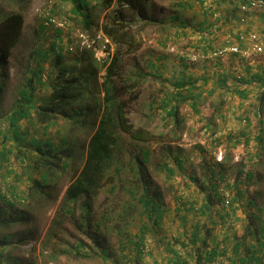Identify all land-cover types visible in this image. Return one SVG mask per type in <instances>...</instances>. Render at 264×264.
Segmentation results:
<instances>
[{
    "label": "rangeland",
    "instance_id": "obj_1",
    "mask_svg": "<svg viewBox=\"0 0 264 264\" xmlns=\"http://www.w3.org/2000/svg\"><path fill=\"white\" fill-rule=\"evenodd\" d=\"M114 1L107 9L96 1L91 2L88 10L90 28L86 30L83 17L72 11L70 0H0V22L10 13L18 12L24 16L21 36L11 50L4 76L0 77V132L8 131L4 115L13 108L16 100L20 101L19 92L28 85V79L32 81L33 102L36 105H43L52 99L54 89L74 76L80 82L82 75L88 76L97 71V78L102 82L105 68L116 55L118 47L101 31L103 25L119 15ZM167 10L170 9L167 7ZM162 11L164 8L146 7L150 23L142 26L141 22H135L124 30L135 38L138 47L135 52L125 54L123 51L118 55L115 70L123 78L120 85L127 88L126 93L120 96L125 105L127 123L133 127V132L144 129L153 138L142 142L117 131L112 162L103 175L100 188L92 195L68 199L65 190L84 162L86 143L102 113L94 112L93 98L85 90L76 101L56 108L46 129L31 111L28 118L19 122L17 146L12 142L14 150L8 155L9 163L0 170V189L8 191L10 196H17L12 198L13 206L7 210L9 214L2 211L6 206L0 201V218L7 222L5 226L0 225V243L7 242L0 264L112 263L120 256L121 246L125 245V231L129 227L136 228L143 219V205L138 199L149 198L154 194L155 186L161 189L160 193L170 195L180 188V192L185 191L184 180L192 182L188 171L173 175L168 173V167L178 166L181 157L185 166L203 168L210 158L215 163L222 157L221 153L217 156L220 148L227 147V142L236 144V140L227 141L224 138L226 128L230 127L235 136L243 127L246 131L253 128L254 123H243L241 116H234L230 125L224 118L216 121V116L228 115L226 109L218 106L233 103L231 97L236 93L224 92L221 83L216 81L219 72L217 67H213L216 66L214 61L210 60L202 67L199 61L194 60L186 71L191 73L189 92L183 97H175L176 84L174 86L173 82L181 77L180 72L176 73L180 68L174 67L171 61L167 68L162 67L159 72L160 59H156L159 56L158 29H161L155 22L160 16L158 12ZM46 15L66 21V26L61 30L46 26ZM175 45L174 41H170L168 51H173ZM176 65L179 64L176 62ZM186 75L189 77L188 73ZM234 75L233 79H237V73ZM176 98L181 100V116L193 119L192 124L178 126L180 134L171 132L176 125L162 107L164 101ZM191 102L197 103L195 111L188 108L187 103ZM75 108L81 111V115L74 114ZM230 112L229 116H233ZM199 117L204 121L198 120ZM212 120L214 124L210 123ZM206 123L216 131L220 140L218 144L212 145L211 131H204ZM33 138L44 142L49 139L57 155L63 157L62 163L65 160L69 163L67 169L52 172L48 195L30 187L39 178L31 168L34 162H29L32 158L37 159L35 146H29ZM9 171L11 175L6 174ZM192 175L196 174L192 172ZM165 179L179 181L177 188L168 189ZM224 191L230 190L221 189V197ZM230 206L225 209L231 212ZM262 211L264 213V205ZM18 217L23 218L18 221Z\"/></svg>",
    "mask_w": 264,
    "mask_h": 264
},
{
    "label": "crops",
    "instance_id": "obj_2",
    "mask_svg": "<svg viewBox=\"0 0 264 264\" xmlns=\"http://www.w3.org/2000/svg\"><path fill=\"white\" fill-rule=\"evenodd\" d=\"M147 7L164 8L155 22L161 29L156 59H160L159 72L171 61L180 68L176 73L180 72L181 77L173 72L180 77L173 82L175 97L189 92L191 73L187 72L188 77L186 71L194 60L202 67L214 61L216 66H212L219 72L216 81L224 92L236 93L231 97L233 103L218 106L228 115L216 116V121L224 118L230 125L234 116H241L243 123L252 122L254 126L251 131L243 127L237 136L230 127L226 128L224 138L234 139L236 144L227 142V147L218 150L221 159L214 163L210 158L199 172L198 166H185L183 157L178 166L168 167V173L173 175L188 171L192 182L184 180L185 191L180 192V188L170 195L160 193L155 186L149 198H139L143 219L136 228L125 231L120 256L109 264H264V56L254 55L249 42L237 40L238 34L249 32L260 33L264 39V7L250 9L247 0H149ZM227 35L233 39L227 40ZM170 41L176 43L173 51H168ZM232 44L238 45L240 54L212 56L214 51ZM236 73L237 79H233ZM173 99L164 101L162 107L176 125L171 132L180 134L178 126L192 124L193 119L181 116V100ZM187 104L193 111L198 107L196 102ZM198 120L204 121L202 117ZM210 123L214 124V120ZM212 128L206 123L204 131H211L212 145L218 144L219 137ZM6 158L4 162L0 160V170L9 163ZM167 182L168 189H176L179 181ZM223 188L231 191V212L222 203ZM4 196L10 203L17 197L0 189V201ZM142 245L146 250L141 249Z\"/></svg>",
    "mask_w": 264,
    "mask_h": 264
},
{
    "label": "trees",
    "instance_id": "obj_3",
    "mask_svg": "<svg viewBox=\"0 0 264 264\" xmlns=\"http://www.w3.org/2000/svg\"><path fill=\"white\" fill-rule=\"evenodd\" d=\"M73 6L72 11L80 14L83 17L84 27L90 28L88 22V10L92 1L100 3L103 8H110L112 0H70ZM149 0H115V7L118 11V17L112 19L109 23L101 27L104 36L111 39L113 44H116V55L112 58L110 63L105 68V75L102 82L97 78V71L91 72L88 76L82 75L79 82L76 76L70 80L65 81L64 84L57 86L54 89L52 99L46 101L43 105H36L33 102L34 88L31 79L27 80V84L19 92L20 101L16 100L14 106L4 115L5 127L8 131L0 132V145H2L3 153L0 155L1 162H4L6 157L13 152L11 148L17 146V139L20 137L18 134V124L22 119L30 116L31 111H34L38 123L45 129L51 124V119L54 116L56 108L64 107L70 101H76L82 95L83 90L92 96V108L96 114L101 112V116L96 123V128L93 134L89 137L86 143V153L84 162L75 175L72 182L65 190V196L68 199H76L81 195H92L98 188H100L103 175L110 167L112 162L113 148L116 144V132L121 131L129 135L131 138L146 142L153 138L150 133L144 129H139L133 132V127L127 123L124 102L120 100V96L126 93L127 88L121 86L123 78L115 72L117 65V56L124 53L135 52L138 45L135 43V38L125 32L135 22H141L142 26L150 23L149 16L146 12L147 2ZM24 24V16L22 13H10L4 17L0 22V77L4 76L5 71L9 66L11 50L18 42ZM123 45L125 49H123ZM79 70V69H78ZM78 73V72H77ZM116 78V80H115ZM79 84H82L80 86ZM121 84V85H120ZM184 86V83L181 84ZM133 87V86H132ZM131 87V88H132ZM2 87H0L1 94ZM101 96V97H100ZM22 100V101H21ZM17 104V106H16ZM46 104V105H45ZM74 114H80L79 109L73 110ZM10 130H12L10 132ZM13 131H17L13 132ZM8 142V146L4 143ZM47 149L44 150V146ZM29 146L34 147V154H37V159H31L29 162H34L33 168L39 178L34 180L33 190L41 194H49L50 185L48 182L52 176L53 171L59 169L65 170L68 168L69 163L65 160L62 163V158L57 155L56 148L53 143L46 139L45 142L41 139L33 138L29 142ZM64 156V155H63ZM67 158L69 155L67 154ZM33 160V161H32ZM22 162V160L20 161ZM62 163V164H61ZM61 164V166H59ZM147 193V190H145ZM145 198V197H144ZM2 205L6 208L2 211L7 213V210L12 208V203L8 202L4 197L1 198ZM147 207V204H144ZM9 214V213H7ZM12 218V215H9ZM23 217H18L20 221ZM6 219L0 218V225H6ZM0 249H4L7 242L0 243ZM104 257V251H102ZM3 257V252L0 253V259ZM105 258H107L105 256ZM20 264H24L21 262Z\"/></svg>",
    "mask_w": 264,
    "mask_h": 264
},
{
    "label": "built area",
    "instance_id": "obj_4",
    "mask_svg": "<svg viewBox=\"0 0 264 264\" xmlns=\"http://www.w3.org/2000/svg\"><path fill=\"white\" fill-rule=\"evenodd\" d=\"M247 7L250 9H261L264 7V0H247ZM45 25L53 26L55 29L61 30L66 26V21L58 19L57 17L46 15ZM232 40L231 35H227V40ZM237 40L244 42L247 41L250 43L251 52L257 56H264V39L260 33L249 32L247 34H238ZM241 50L236 44L228 45L214 51L212 56L214 58H221L226 54H240ZM231 194L230 191H224L222 193V203L227 208L231 204ZM141 249L146 250V246L142 245Z\"/></svg>",
    "mask_w": 264,
    "mask_h": 264
}]
</instances>
